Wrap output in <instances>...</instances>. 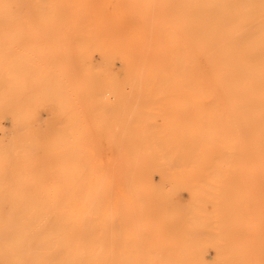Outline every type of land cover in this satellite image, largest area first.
Here are the masks:
<instances>
[{"label":"rangeland","instance_id":"rangeland-1","mask_svg":"<svg viewBox=\"0 0 264 264\" xmlns=\"http://www.w3.org/2000/svg\"><path fill=\"white\" fill-rule=\"evenodd\" d=\"M80 1L81 20L90 32L109 37L110 47L113 38H123L125 46L109 48L113 59L105 63L114 74L124 58L130 64L148 58L163 69V43H170L163 38V0H149L146 16L128 6L139 0ZM23 2L22 19L37 20L39 0ZM61 4V18L70 21V3ZM130 30L142 33V39H130ZM21 42L26 46L25 36ZM41 43L52 42L45 37ZM5 44L9 50L10 38ZM72 49L75 55L71 49L69 56V50L54 54L64 66L41 58L21 67L8 60L0 69V264H264L260 172L251 164L240 165L241 172L229 166L237 193L244 182L240 208L210 210L204 204L207 187L222 191L226 186L223 172H212L227 140L226 129L220 128L227 116V85L220 86L217 75L227 66L225 52L216 47L198 55L212 86L204 98L212 109L202 144L208 159L204 162L203 153L194 165L197 152H192L188 165L181 166L135 151L124 135L114 146L104 127L102 55L91 52L93 66L83 67ZM150 103L147 115L154 110ZM166 130L158 114L139 117L130 126L132 133H147L154 141ZM208 172L215 174L214 183L199 193L197 182Z\"/></svg>","mask_w":264,"mask_h":264},{"label":"bare ground","instance_id":"bare-ground-1","mask_svg":"<svg viewBox=\"0 0 264 264\" xmlns=\"http://www.w3.org/2000/svg\"><path fill=\"white\" fill-rule=\"evenodd\" d=\"M163 1V38H169L170 43H163L161 71L157 68L159 64L153 67L148 58L138 59L133 64L124 58L119 73L114 74L105 63L113 59L109 56V48L125 46L121 42L123 38H113L110 47L107 44L109 37L97 31L90 32L88 25L81 20L80 0H39L40 12L34 21L22 19L23 0H0V69L7 67L8 60L17 65L15 67H21L33 65L41 58L51 59L55 66H64L56 61L54 54L66 55L69 49L74 53L72 48L79 55L81 66L91 67V52L97 51L102 55L106 78L104 127L107 136L115 142L114 146L118 137L124 135L130 147L135 151L151 152L157 162L185 166L191 161L189 153L197 152L193 156L196 157L194 165H197L203 153L204 162L208 159V152L202 144L211 128L212 116V109L205 107L204 100L211 93L212 86L208 82L211 79H207L209 71L200 65L198 55L202 52L210 54L216 47L220 48L228 58L227 66L217 72L219 85L222 86L223 81L227 85V116L226 121L220 120V128L224 126L226 129L227 140L224 149L220 148L216 155L217 164L212 172H223L221 177L222 181L226 180V186L222 187L224 195L217 188L207 187L208 196L204 204L210 210H236L242 205L244 182L240 181L237 193L229 175V166L235 165L241 172L245 169L241 166L251 164L260 172L264 188V0ZM63 2L70 3L72 7L70 21L61 18L65 15L60 7ZM128 6L135 13L146 16L150 4L149 0H139L128 2ZM129 32L130 39H142L143 34L139 31ZM23 36L26 37V46L21 42ZM45 37L52 43L42 47L41 41ZM6 38H10L9 50ZM193 39L196 41L192 42ZM132 48L139 52L137 46ZM71 50L67 52L68 56ZM7 52L13 57L7 59ZM242 52L248 61L243 60ZM149 99L154 110L147 115ZM156 114L165 119L167 126L159 140L154 141L147 133L130 131L131 121ZM178 136L183 138L177 139ZM171 151H175L174 154L166 155ZM219 162L224 170H219ZM201 176L196 181L197 192L205 193L206 185L214 183L216 176L209 172ZM208 203H211V208H208ZM261 206L264 210V203Z\"/></svg>","mask_w":264,"mask_h":264}]
</instances>
